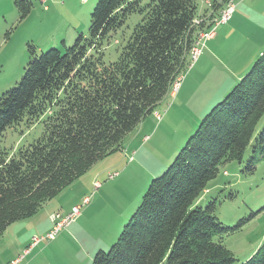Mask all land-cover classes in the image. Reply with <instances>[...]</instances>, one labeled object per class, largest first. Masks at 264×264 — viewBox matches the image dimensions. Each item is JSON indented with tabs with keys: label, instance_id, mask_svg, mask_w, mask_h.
Wrapping results in <instances>:
<instances>
[{
	"label": "trees",
	"instance_id": "1",
	"mask_svg": "<svg viewBox=\"0 0 264 264\" xmlns=\"http://www.w3.org/2000/svg\"><path fill=\"white\" fill-rule=\"evenodd\" d=\"M13 4L22 21L32 3ZM133 14L141 22L118 60L105 64L103 41ZM199 17L205 14L198 15L196 0H98L88 38L39 55L26 45L21 79L0 96V136L23 122L42 123L44 131L11 154L0 151V236L123 147L185 70ZM263 117L264 54L204 115L166 171L151 180L109 251H99L91 264H234L223 245L231 229L214 216L213 202L195 203L222 163H240L251 145L264 158V128L252 142ZM241 264H264V240Z\"/></svg>",
	"mask_w": 264,
	"mask_h": 264
},
{
	"label": "rangeland",
	"instance_id": "2",
	"mask_svg": "<svg viewBox=\"0 0 264 264\" xmlns=\"http://www.w3.org/2000/svg\"><path fill=\"white\" fill-rule=\"evenodd\" d=\"M47 1L40 0L43 7H46ZM63 1L67 2V5L56 13L59 20L65 26L71 20L78 22L77 36L82 35L88 38L90 14L98 0H85L86 4L83 5L80 4L81 0H59V3L62 4ZM202 1L196 0L198 15H201L205 7ZM207 3L211 8L204 12L206 19L197 18L204 20L200 26L194 28L195 41L199 33L208 31L219 18L220 12L229 0L219 7L214 5V1L211 2L212 4ZM252 3V1H245V4L237 5L235 14L231 16L233 19L230 18L231 21L219 25L215 31V38L204 43L195 60L192 59L191 52L189 53L185 70L177 77L172 89L157 105L155 111L146 116L125 136L121 149L94 163L90 171L88 170L80 178L86 191L83 194L79 193L75 201L68 198L65 207L52 205L51 209L45 212V214L48 211L62 213L73 203L81 204L84 198L88 199V203L81 209V217L71 227V232L74 234H71L68 241L48 249L47 254L53 255V261L50 264H91L99 251L108 252L122 227L134 214L151 180L166 171L177 153L195 132L204 115L227 96L259 58L249 57L248 47L253 49L259 47L262 36L263 44L260 49L264 52V15L252 11ZM8 4L9 10L11 7L13 9V0H0V11L6 13ZM219 9L217 15L215 11ZM141 19L140 15H131L120 29L103 41L100 53L103 55L105 64L118 60L121 49ZM25 29L26 27L20 28L19 38H22ZM75 39L65 48L60 43L52 48L65 52L74 44ZM40 40L44 46L45 38ZM18 48L10 66L6 65L3 70H0V96L15 87L28 63L27 48L25 46L23 50ZM40 53L43 52H36L38 55ZM19 55L23 56L21 64L24 66L16 72L14 62L20 60ZM244 71L246 72L243 76L231 86V77ZM216 97L217 101L213 102L212 106H205L208 110L200 107L203 106L201 105L203 102H209ZM263 128L264 117L255 128L252 142ZM43 131L42 123L28 126L25 122L7 129L0 136V151L11 154L19 147L35 142ZM249 162L253 165L252 171L248 170ZM112 175L114 177L110 179ZM95 177L100 183L98 187L91 185V180ZM210 202L214 203V216L217 220L224 227L231 229L224 238L223 245L234 256L236 260L234 264L243 263L264 240V158L260 149L255 151L251 145L246 149L240 163L225 162L218 167L216 177L207 183L205 191L196 201L195 206L204 208ZM45 216L42 215L44 221L41 232L50 226ZM31 219L22 220L4 230L0 236V254H2L0 264H17L22 261L23 257L20 260L19 258L23 251L17 255L15 263L11 262L14 258L6 259L4 248L14 242L12 233L16 226L29 224ZM61 232L48 242L56 241ZM48 242L38 244L46 245ZM42 260L43 256H39L37 264H47Z\"/></svg>",
	"mask_w": 264,
	"mask_h": 264
},
{
	"label": "crops",
	"instance_id": "3",
	"mask_svg": "<svg viewBox=\"0 0 264 264\" xmlns=\"http://www.w3.org/2000/svg\"><path fill=\"white\" fill-rule=\"evenodd\" d=\"M28 1L32 3L31 10L29 14L27 15V17L23 19L22 21H19L18 12L14 7L13 9L11 7L9 10V7H10L9 4H8L6 13L3 11H0V70H3L6 67V65L10 66L14 56L16 55V52H18V49H19L18 47L22 48L23 50L24 46L26 47V45L30 43L34 45V47L36 48V52H44L46 49L57 46V44L60 43L65 48L66 46H68L69 42H72L76 38L78 34V28H79L78 22L71 20L69 21V24L65 26L64 23L60 21L58 16L56 15L59 9L66 7L67 2L65 3L63 1L62 4H60L59 0H48L45 5L46 7H43L40 0H28ZM213 1L214 0H203L202 1V4L205 5V7L204 9H202L201 14L204 13L205 11H208L210 6L207 5V2L213 3ZM245 1L246 2L252 1L253 2L252 11H256V14L264 15V0H234L233 2L234 12L232 16L236 12L237 5H240L241 3L245 4ZM80 4L82 5L86 4L85 0H81ZM220 9L215 11L217 15ZM208 15L210 16V13H208ZM76 17L77 16H75V18ZM232 19L233 18L231 17V20ZM21 27H26L25 29L26 31L24 30V33L22 34V38H19ZM42 38H45L44 46H42L43 43L40 40ZM212 38L214 39L215 35ZM212 38L211 40H213ZM262 38L263 36L261 37L259 41V45H258L259 47H257L256 49L248 47L249 57L257 59L262 54H264V52L261 51L260 49L263 44ZM19 56H20V60H17L14 62V68H16V72H19V69L23 68L24 66V64H21V62L23 61V56L22 55H19ZM246 71L242 73L234 74L231 77V80H232V82L230 83L232 84L231 86H233L236 83V81H238V79H240ZM215 101H217V97L214 100L212 99L209 102H206V103L203 102L201 104L203 106H200V107H204L207 109V107L205 106H212L213 102ZM95 182H97L96 177L94 180H91V185L94 186ZM97 183L100 184L99 182ZM79 186H80V190H78ZM84 191H86L84 190V184L80 182V178H79L73 184H71L68 188L63 190L58 196L53 198L51 201L46 202L41 207V209L34 215V217L33 216L31 217L32 219L30 220L29 224L16 226L15 230H13V233H12V238L14 242H12V244L9 245L8 247L4 248L5 249L4 254L6 255V259L10 260L11 258H14V260H12L11 262H15L18 254H21L22 251L25 252L28 248H30L31 239L34 236L42 237L48 234V232H50L52 228V224L49 221V214L53 212L48 211V213L46 214L45 212L51 209L52 205H55L56 207L58 206L65 207L68 198H72L73 201H75L79 193L83 194ZM77 205H80V204L73 203L72 205H70L71 207L69 209L68 208L66 210L62 209L63 210L62 213L69 212L72 207L77 206ZM42 215L43 216L46 215L45 218L47 217V221H49L50 226L43 229L41 232L42 223L44 221L42 219ZM81 215H82V210H81V214L79 217H81ZM79 217L73 223H71L67 228L62 230L61 234L56 239V241L52 243H49L48 241H43V242H48V243H46V245L38 244L34 246L33 248L31 247L30 251L27 254L24 255L23 253L20 256V257L23 256V259L21 262L17 264H37L39 256L41 257L43 256L42 262L45 261L47 262V264H50L53 261V257H52L53 255L47 254L48 249L51 246L56 247L60 245L61 242L69 240V238L71 237V234H74L71 232V227L79 219ZM20 222L22 221H19L16 223H20ZM0 257H2V254H0Z\"/></svg>",
	"mask_w": 264,
	"mask_h": 264
},
{
	"label": "built area",
	"instance_id": "4",
	"mask_svg": "<svg viewBox=\"0 0 264 264\" xmlns=\"http://www.w3.org/2000/svg\"><path fill=\"white\" fill-rule=\"evenodd\" d=\"M207 5L210 6L209 3H207ZM233 12H234L233 0H229V3L226 4V7L220 12L219 18L212 24V26L208 29V31L201 32L198 34L194 47L191 49V57L193 60H195V58L199 55L200 50L203 47L204 43L215 35L216 28L221 24L227 23L230 20ZM201 22H202L201 19L200 20L195 19L192 23V27L195 28V27L200 26ZM131 159L132 158H130V160ZM113 177L114 176L112 175L109 178L113 179ZM98 185L99 184L95 182L94 186L98 187ZM87 203H88V199L85 198L81 203L82 205L80 204L81 206L80 205L74 206L67 213H51L49 215V221L52 224V228L50 232H48V234L42 237L34 236L31 239L30 248L37 245L40 242L52 240L59 232L67 228L71 223H73L80 216L82 207L86 205ZM30 248H28L24 252V255L30 251ZM22 257H20L19 260Z\"/></svg>",
	"mask_w": 264,
	"mask_h": 264
}]
</instances>
